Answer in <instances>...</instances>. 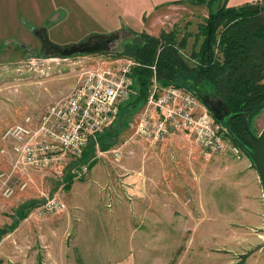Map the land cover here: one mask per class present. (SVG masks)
Returning <instances> with one entry per match:
<instances>
[{"label": "rangeland", "instance_id": "obj_1", "mask_svg": "<svg viewBox=\"0 0 264 264\" xmlns=\"http://www.w3.org/2000/svg\"><path fill=\"white\" fill-rule=\"evenodd\" d=\"M160 1H164V7L178 1L183 4L177 5L179 10L164 28L160 27L164 25L161 22L157 27L150 22L148 31L130 29L122 11L106 0H0V149L4 145L2 134L8 128L27 116H37L71 93L83 60L126 56H116L124 51L122 43L140 44L138 36L145 31L160 40L159 53L167 35L176 31L179 43L190 33L187 47L178 48V52L187 64L194 66L196 37L200 25L208 18L209 3L213 0ZM219 3L236 9L258 3L264 18V0H219ZM69 10L68 17L63 19ZM148 10L139 13L143 27L156 10L153 0H149ZM14 15L21 24L27 20L20 18H25L37 28L50 29L51 41L60 46L78 45L95 34L119 32V40L103 54L59 58L49 55V50L43 51L34 35L23 34L21 27H12ZM26 30L29 32L28 27ZM203 40L201 35L196 51ZM155 72L157 75L156 68ZM137 116L107 150H119V158L113 154L98 157L102 151L99 143L92 146L94 152L90 154L94 157L87 164L90 167L94 161V166L80 180L83 184L75 187L72 184L69 191L65 189L67 176L80 165L73 161L54 170L31 171L25 189H17L11 199H0V228L13 224L16 212L24 204L40 202L18 227L19 247L13 242L9 253L0 252L2 264H264V225L256 230L261 240L257 233L247 229L236 209L241 203L239 189H253L250 174L256 168L250 156L243 150L241 160L226 153L207 154L194 137L184 133L151 145L134 138ZM220 116L216 119L213 115L227 135L229 116ZM251 128L255 134L261 133L264 109L253 118ZM6 167L0 159V171ZM63 167L61 176L57 170ZM75 181L79 180L73 178ZM107 187L110 191H104ZM127 188L131 195L127 194ZM262 195L264 202V190ZM52 196H61L66 210L42 217L34 214ZM81 198H84L82 211L76 213L73 205ZM98 198L105 201L107 209L123 203L119 207L123 212L128 210L130 222L121 221L119 225L112 215L90 214L87 209L91 200ZM108 203L115 205L111 208ZM240 220L243 224H239ZM123 232L124 238L120 235ZM122 238L127 241L124 245ZM8 255L13 263H8Z\"/></svg>", "mask_w": 264, "mask_h": 264}, {"label": "built area", "instance_id": "obj_2", "mask_svg": "<svg viewBox=\"0 0 264 264\" xmlns=\"http://www.w3.org/2000/svg\"><path fill=\"white\" fill-rule=\"evenodd\" d=\"M77 81L69 95L8 128L1 137L0 155L8 164L0 171V198L11 199L17 189H25L30 172L54 170L82 158L90 140L110 127L127 102L134 84L133 70L140 64L133 58H90L83 60ZM146 104L133 125L134 138L155 145L169 136L184 133L196 140L207 154H228L243 158L242 149L231 142L225 129L215 121L202 101L192 92L157 82L156 67ZM119 150L100 151L98 157ZM65 167L57 170L63 175ZM90 173L82 164L74 179ZM110 187L104 191H110ZM112 205L109 204V207ZM66 209L61 196H52L37 210L39 216L57 214Z\"/></svg>", "mask_w": 264, "mask_h": 264}, {"label": "trees", "instance_id": "obj_3", "mask_svg": "<svg viewBox=\"0 0 264 264\" xmlns=\"http://www.w3.org/2000/svg\"><path fill=\"white\" fill-rule=\"evenodd\" d=\"M182 2L178 1L175 4L180 5L183 4ZM262 14L263 8L258 3L238 9L228 8L226 3L221 4L219 0L209 3L208 18L205 24L199 27L200 34L196 37L192 53V58L196 61L194 66L187 64L178 52V48L187 47L188 40L192 36L190 33H187L179 43H177L176 31L167 35L160 53L158 50L161 47L160 40L145 32L138 36L141 39L140 44L123 42L124 51L118 52L116 56L126 55L140 64V67L133 70L132 94L127 102L120 105L112 127L98 134L96 140L90 141L79 163H87L91 157H94L91 156L94 152L92 146L96 143H99L102 151H107L118 142L119 135L129 127L134 115L140 112L148 100L153 82L152 66H156V77L160 86L188 89L200 100L207 98L219 115H235L230 121L232 135L252 149L253 143L245 130L243 113L258 107L249 118L251 127L253 118L264 109ZM24 24L41 42L43 51L49 50V55L59 58L103 54L119 40L117 38L119 32L116 35L95 34L78 45L60 46L50 40L47 28H37L27 21H24ZM127 30L134 33L130 29ZM201 35L204 40L200 49L196 51ZM226 136L234 142L228 133ZM93 163L91 162L90 167L94 166ZM73 178L72 173L66 178L67 191L73 184ZM39 204V201L24 204L16 212L14 223L0 228V243L4 237L16 231L21 222L26 220Z\"/></svg>", "mask_w": 264, "mask_h": 264}, {"label": "crops", "instance_id": "obj_4", "mask_svg": "<svg viewBox=\"0 0 264 264\" xmlns=\"http://www.w3.org/2000/svg\"><path fill=\"white\" fill-rule=\"evenodd\" d=\"M107 3H109V5L111 6H117V8H119L122 11V16L124 17L125 20H127V26L131 27L130 29L133 30H139L140 28H145V30L150 29V22L155 23V27L158 26V23H163V26L160 27H165L167 21H170L173 19V15L175 14V12H177L179 10L180 7H177V5H171L169 3H167L164 7V4L162 2L164 1H160V0H153L154 5L156 6V10L154 11V13L151 15V18L149 20H147L146 26L143 27V20L142 18L139 16V13H145V12H149L148 10V2L149 0H106ZM187 9V8H185ZM146 10V11H145ZM70 13V10L67 12L65 11V16L63 19H66L68 16L67 14ZM27 20L25 18H20V20ZM167 19V20H165ZM29 23H31L30 21H28ZM24 23V22H23ZM21 24L18 21H16V16L14 15V22L12 27H16L19 28L21 27V30L23 31L22 33H29L28 35H32L33 34L30 32H27V26L25 24ZM131 23H133V25H131ZM137 23V24H136ZM32 24V23H31ZM136 24V25H135ZM33 25V24H32ZM34 26V25H33ZM48 30V36L50 38V29ZM146 32V31H145ZM51 40V39H50ZM56 43V42H54ZM86 150V149H85ZM251 178V182H253V189L249 190V191H242V189H239V197L241 199V203L238 205V207L236 209H238V211L242 214V218L244 220V223L247 226V229L252 230V232L257 233L256 230H259L258 227H262L264 225V202H262L261 199H263V195L262 192L264 190L263 185L261 183V180H258V173L257 171H255V173L250 174ZM236 180H239L236 179ZM83 181H75L73 183V187H75L77 184H83ZM89 185V184H88ZM240 185V184H238ZM92 187V186H91ZM126 191L128 192V195L130 194V190L127 188ZM84 198H81L80 200H78L77 202L74 203V207H76L74 209V211L76 213H79L82 211L81 209V205L83 204ZM93 202L90 203V206L87 211H89L90 214H94V213H103L105 216H109L112 215V219H117V224L121 225V221H128L130 222L129 218L131 217L129 215V212L127 209H125V212H123L124 210H122L119 206H123L124 204L122 203L121 205H116L114 208L112 209H107L106 208V203L103 200V202L100 201V199H96L91 200ZM111 204L112 206L115 205L114 203H108ZM128 204V203H126ZM109 208V207H108ZM84 211L86 209H83ZM123 212V213H122ZM239 224H243L242 221L240 220ZM127 227L130 229H133V227H130L129 224H127ZM20 231H18V229L16 231H14L13 233L7 235L0 243V252H4L5 254L9 253L10 250L13 249V242H15V246H18V243L16 241V238L18 236ZM133 234V233H132ZM120 235L123 236V238L126 236V233H120ZM258 235V239L262 240V236L259 235V233H257ZM255 235V236H257ZM27 236V233H26ZM121 239V243L122 245L125 244V242H127L124 239ZM263 243V242H262ZM8 263H13L12 258L8 255ZM0 264H2L0 262ZM6 264V263H4Z\"/></svg>", "mask_w": 264, "mask_h": 264}, {"label": "water", "instance_id": "obj_5", "mask_svg": "<svg viewBox=\"0 0 264 264\" xmlns=\"http://www.w3.org/2000/svg\"><path fill=\"white\" fill-rule=\"evenodd\" d=\"M201 101L208 108V110L214 115L216 119L221 118L218 111L215 109V107L210 103V101L207 98H202ZM257 110H258V107H255L249 112L243 113L244 127H245L246 132L248 133V135L250 136L252 140V143H253L252 149L245 146L241 141H239L232 135V132L230 129V121L233 118H235V115L229 116V118H227L226 131L232 137V139L234 140V143L238 145L253 160L254 166L256 168V171L259 175V178L264 188V128L261 131V133L257 135L253 132L252 128L249 126V123H250L249 118Z\"/></svg>", "mask_w": 264, "mask_h": 264}, {"label": "bare ground", "instance_id": "obj_6", "mask_svg": "<svg viewBox=\"0 0 264 264\" xmlns=\"http://www.w3.org/2000/svg\"><path fill=\"white\" fill-rule=\"evenodd\" d=\"M113 122H114V121H113ZM112 124H113V123H112ZM84 152H85V151H84ZM83 155H84V153H83ZM82 157H83V156H82ZM0 159H1L3 162L6 163V161L4 160V158H3L1 155H0ZM81 159H82V158H81ZM81 159H80V160H81ZM72 162H73V161H72ZM78 162H79V160H78ZM6 164H7V163H6ZM82 164H86V163H82ZM82 164L80 163L79 167H80ZM7 167H8V164H7ZM7 167H6L5 169H7ZM79 167H78V169H79ZM2 170H4V169H2ZM2 170H1V171H2ZM43 172H45V171H43ZM37 173H41V172H37ZM72 174H73V173H72ZM73 175H74V174H73ZM86 176H87V175H86ZM30 177H31V172H30ZM83 178H85V177H83ZM83 178H81V179H83ZM81 179H77V180H81ZM0 199H3V198H0ZM62 199H63V198H62ZM4 200H5V199H4ZM45 202H46V201H45ZM45 202H44V203H45ZM64 202H65V201H64ZM44 203H43V204H44ZM43 204H42V205H43ZM65 204H66V202H65ZM42 205H41V206H42ZM41 206H39L38 208H40ZM38 208L36 209V212L34 213V214H37V216H39L38 213H37ZM66 208H67V205H66ZM65 210H66V209H65ZM40 217H41V216H40Z\"/></svg>", "mask_w": 264, "mask_h": 264}]
</instances>
